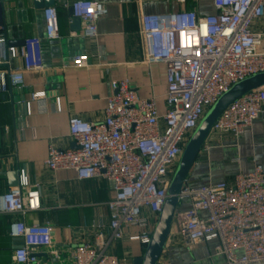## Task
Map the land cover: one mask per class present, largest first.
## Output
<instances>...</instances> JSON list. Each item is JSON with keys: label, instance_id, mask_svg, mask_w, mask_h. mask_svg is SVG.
Listing matches in <instances>:
<instances>
[{"label": "built area", "instance_id": "2783aa9c", "mask_svg": "<svg viewBox=\"0 0 264 264\" xmlns=\"http://www.w3.org/2000/svg\"><path fill=\"white\" fill-rule=\"evenodd\" d=\"M213 5L212 15L192 10L142 15L145 63H163L166 69L164 114L159 113L155 96L140 97L127 79L112 81L105 119L92 123L71 117L69 135L75 147L49 145L43 161L47 169L72 170L79 180L101 178L111 184L108 221L93 223L94 241L66 254L55 246L49 223L27 224L25 216L39 210L41 202L39 185H30L24 173L16 187L0 196V214L20 217L10 234L20 241L14 264H41V251L56 264H122L110 246L133 228L138 234L129 239L146 249L185 146L201 119L235 83L264 72V0H213ZM69 7L72 17L81 21V35L95 38L106 6L76 0ZM43 17V37L27 38L19 48L7 46L0 27V92L21 89L25 72L44 69L42 41L60 35L56 7L44 8ZM19 58L21 66L13 67L12 60ZM71 65L88 68L90 62L79 54ZM42 97L44 93L33 95ZM263 103L264 86L232 102L211 131L240 137L260 119ZM56 110L60 111L59 104ZM30 112L27 104V115ZM178 200L190 205L184 212L177 208L174 216L189 244L214 242L215 253L225 264H264L262 166L239 172L232 182L184 185Z\"/></svg>", "mask_w": 264, "mask_h": 264}, {"label": "crops", "instance_id": "0c3cea01", "mask_svg": "<svg viewBox=\"0 0 264 264\" xmlns=\"http://www.w3.org/2000/svg\"><path fill=\"white\" fill-rule=\"evenodd\" d=\"M73 1L76 0H55L60 37L42 41L44 69L25 72L21 89L0 92V172L15 170L20 180L24 173L30 185H39L41 208L28 213L24 220L27 224L49 223L55 246L66 254L76 245L94 241L96 230L92 225L107 223L106 203L114 192L104 179L79 180L72 170L47 169L43 161L49 145L75 147L69 135L71 117L92 123L105 119L112 81L127 79L140 97L155 96L158 111L164 114L166 69L163 63H145L142 15L192 10L204 16L216 12L213 0H90L104 4L107 14L97 21L98 35L88 38L71 29L69 4ZM5 9L9 14L4 33L12 45L30 37H43V10L35 9L32 0H16L7 3ZM77 54L88 57V68L72 67L73 55ZM12 66H21L20 58L12 60ZM35 93H44V97L34 99ZM57 104L60 111L56 110ZM262 108L260 119L238 138L211 131L185 185L232 182L239 172H251L257 165L264 169V103ZM9 189L6 176L0 174V196ZM189 207V203H180L178 212ZM19 219L18 215L0 214V264H14L12 257L19 241L10 234ZM137 234L136 228L127 230L123 239L111 244L110 253L122 264H133L143 255L145 248L140 242L129 239ZM214 244H189L174 218L157 264H225L224 258L216 255ZM44 254L41 251V264H56L55 259Z\"/></svg>", "mask_w": 264, "mask_h": 264}, {"label": "water", "instance_id": "95a60500", "mask_svg": "<svg viewBox=\"0 0 264 264\" xmlns=\"http://www.w3.org/2000/svg\"><path fill=\"white\" fill-rule=\"evenodd\" d=\"M14 1L16 0H0V27L5 32L7 31V16L9 14V11L5 9V5ZM32 4L35 9L43 10L44 8L53 6L55 4V0H32ZM71 29L75 33L81 32V21L79 18L72 17ZM5 36L7 40V46L9 47L14 46L19 48L24 45V40H22L20 43H16V45H12L14 43L8 40L6 33ZM77 55H73V57ZM263 86L264 72L249 76L235 83L208 109L185 146L181 159L178 163V166L168 188V198L166 199L162 211L159 215L151 236L150 243L146 247L143 255L133 260V264L158 263L167 243L174 216L179 205L178 194L185 185L194 161L197 158L202 145L210 134L214 123L232 102L236 101L238 98L246 95L247 93ZM0 174L6 176L10 188H14L19 184L20 177L17 171H3L0 172Z\"/></svg>", "mask_w": 264, "mask_h": 264}]
</instances>
